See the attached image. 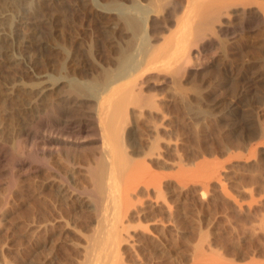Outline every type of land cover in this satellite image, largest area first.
<instances>
[{
  "label": "rangeland",
  "instance_id": "rangeland-1",
  "mask_svg": "<svg viewBox=\"0 0 264 264\" xmlns=\"http://www.w3.org/2000/svg\"><path fill=\"white\" fill-rule=\"evenodd\" d=\"M45 1L0 0V27L16 46L28 29L18 32V22L29 20L59 49L42 52L57 63L53 81L65 76L94 96L123 71L128 55L146 46L145 14L157 6L155 0ZM247 25L218 34L217 50L193 58L190 78L173 81L166 72L163 83L165 74L152 73L156 107L130 104L129 150L135 144L144 151L132 156L145 168L132 176L139 195L123 219L121 258L106 264H264V21ZM70 55L77 64L66 67ZM0 67L2 84L13 73ZM24 92L0 95V264L96 261L107 241L92 233V207L76 195L63 197L57 185L59 172L74 187L85 184L99 143L94 135L72 138L33 121L32 94ZM27 124L30 136L22 130ZM44 150L48 164L39 160Z\"/></svg>",
  "mask_w": 264,
  "mask_h": 264
},
{
  "label": "bare ground",
  "instance_id": "bare-ground-1",
  "mask_svg": "<svg viewBox=\"0 0 264 264\" xmlns=\"http://www.w3.org/2000/svg\"><path fill=\"white\" fill-rule=\"evenodd\" d=\"M253 1L155 0L157 6L150 11L147 9L149 12L145 11L150 32L147 41L145 39L146 46L140 52L137 51L135 54L132 52V56L125 57L126 67L112 78L97 96L87 94L79 83L72 82L65 76L53 81L50 74L56 63L50 57L53 54L46 55L44 52V55L49 57L45 59L42 52L55 48L56 45L50 42L52 46L41 38L39 31L28 24L31 23L29 20L22 19L18 22L16 28L18 32L25 27L28 29L27 31L24 29L26 31L24 33L21 32L16 46L11 44L16 39L14 35L11 36L0 27V65L7 66L13 73V78L8 79L10 81L2 80L3 83L0 85L5 90L0 89V95L2 93L8 99L15 89L24 90L25 94L31 93L32 98H27L34 114L33 121H42L49 131L72 138L84 134L94 135V141L99 143L93 156L86 163V183L74 187L68 175L59 172L60 183L57 185L63 197L76 195L80 198V204L92 207L88 211V215L95 221L92 233L100 234L101 239L107 241V244L98 249V259L88 260L86 264L117 263L121 258L118 255L120 246L119 249L117 247L126 237L123 232L127 230V225H124L123 219L132 214L130 209L135 205L134 201L137 200L135 198L139 195H135L139 180L132 176H136L140 169L145 168L142 166L145 164L143 159L135 160L132 154L139 152L142 154L144 151L135 144L132 146L134 150L132 154L129 150L134 134L130 126L132 120L130 104L138 105L141 111L145 106L156 107L152 105L157 96L154 93L155 86L149 81L152 73L157 75L171 73L170 78L173 81L188 79L194 73L190 66L193 58L200 57L216 47L219 43L216 42L218 34L226 37L236 32L237 26L243 27L253 20L264 21V3ZM53 2L55 3V0ZM125 16H128V13ZM53 17L52 14L48 20ZM56 17L58 18V15ZM125 19L129 24L135 22L134 15H129ZM56 26L60 28V25ZM58 27L55 28L57 31ZM57 33H54L56 38ZM75 59L70 55L65 66L75 65ZM1 77L4 76L0 75V80L3 79ZM166 77L168 76L165 74L163 83H166ZM5 78L7 77H4V80ZM226 109H229V105ZM22 130L26 136H30V124L23 125ZM47 141L60 144L70 142L68 139L60 138H51ZM47 159L44 150L39 160L48 164ZM112 220L117 222H110Z\"/></svg>",
  "mask_w": 264,
  "mask_h": 264
}]
</instances>
